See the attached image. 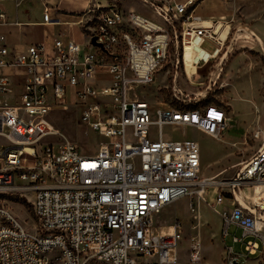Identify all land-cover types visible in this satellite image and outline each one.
Instances as JSON below:
<instances>
[{
  "label": "built area",
  "instance_id": "1",
  "mask_svg": "<svg viewBox=\"0 0 264 264\" xmlns=\"http://www.w3.org/2000/svg\"><path fill=\"white\" fill-rule=\"evenodd\" d=\"M195 3H152L155 16L117 0L98 4L90 9L92 18L82 20L85 43L59 36L51 49L30 44L11 51L0 34V67H17L24 76L19 100L11 103L7 96L17 74L0 73V193L31 196L36 218L31 231L0 203V264H176L182 227L178 218L164 224L162 215L184 198L209 203L223 221L224 236L235 225L244 238L253 237L244 245L248 255L264 249V194L253 206L237 196L241 189L264 185V131H254L259 147L236 176L213 185L202 177L199 143L168 137L163 126L193 127L220 139L228 113L214 104L154 109L130 95L156 81L173 46L177 67L186 40L199 39L201 47L210 37L219 43L216 51L222 46ZM5 18L0 4V20ZM78 102L85 104L82 123L107 140H99L94 154L66 138L56 146L41 143L47 135L61 136L51 113ZM211 186L218 192L213 201L206 197ZM225 200L231 207L221 210ZM244 238L235 236L234 242ZM232 251L226 247L227 264L242 257ZM190 257L201 258L196 237Z\"/></svg>",
  "mask_w": 264,
  "mask_h": 264
},
{
  "label": "rangeland",
  "instance_id": "2",
  "mask_svg": "<svg viewBox=\"0 0 264 264\" xmlns=\"http://www.w3.org/2000/svg\"><path fill=\"white\" fill-rule=\"evenodd\" d=\"M162 1L118 0L126 9L133 8L148 16H155L152 3L158 5ZM227 1L233 14L231 16L235 18V27H231L233 28V33L228 41V45L235 43V52H238L237 48H241L253 58V61L258 62V64L251 66L250 69L251 72H257V75L256 73H247L242 80L238 81L239 86L242 87L240 90H242L244 94L243 98L245 99L244 101L237 102L239 113L228 112L229 121L222 136L219 137L220 139L214 138L193 127L171 124L163 126V132L168 137L174 139L191 138L199 143L202 158V177L213 176L216 181H228L236 176L242 163L248 160L259 147V140L253 136L254 131L257 129L264 131V55L258 50L256 46L258 44H255L257 40L250 31L251 29H255L253 27L256 23L264 27V0ZM225 23L226 25L229 24V22ZM242 24L251 36H236V25ZM256 32L259 34L257 30ZM201 47L212 54L219 47V43L210 37H206ZM180 52V55H182V46ZM176 58L177 50L173 46L170 58L157 75L156 81L144 88H136L130 92V95L133 96L136 93L138 97L148 101L154 109L163 105H171L179 109H191L208 104L222 106L220 99L215 98L214 95L232 94L239 88L233 80L227 82L219 81L217 85H214V83L211 85L210 78L205 76L209 75V69L212 64L208 65L209 63H207L205 65V61H201L195 68V74L189 76L183 57H180L178 67L176 66ZM216 69L215 64L212 71ZM175 74L176 80H174ZM12 79L16 85L14 92L8 94L7 100L15 103L19 100L18 94L21 91L24 76L18 74ZM253 85H257L260 96L259 102L256 101L258 104H252ZM210 86L217 91L212 92L209 89ZM176 96H179L181 99ZM203 100H207L208 103L201 104L200 102ZM84 106L85 104L78 102L76 105L69 104L67 108L53 111L49 120L55 128L59 129L61 136L58 137L54 134L47 135L42 139L41 143L52 142L56 146L60 143L61 138H66L75 142L82 152L94 154L98 149L99 140L105 141L107 139L99 137L88 130L82 123L80 114ZM243 111L252 112L249 117H244L242 115ZM151 130L155 133L157 126L152 125ZM217 193L216 188L211 186L206 194L207 200L213 201ZM260 194H264L263 186L260 188L251 186L244 189L242 196L248 205L253 206V200L257 199ZM30 197L27 196L23 200L22 197L16 194L0 193V203L9 207L20 220H26L28 229L34 231L32 226H34L36 218L33 214ZM231 204L230 200H225L222 204L218 205V208L221 210L230 208ZM175 218L179 219L182 227V239L178 245V262L176 264H227L225 258L226 250L223 251L225 246L232 247L233 255L242 254L243 257L239 260L240 264H244L243 261L246 260L249 262L248 264H252L256 258L264 257V249L255 256L248 255L244 251L245 243L247 240L253 239V237L244 238V230L242 228L232 225L228 234L224 236L223 221L220 215L213 211L209 203L203 201L198 203L194 198L181 199L175 204L168 206L162 215V221L167 225L172 223ZM235 236L244 239L240 242H234ZM194 237L201 242V258L197 262L192 261L190 257L191 244ZM256 264H264V260H260Z\"/></svg>",
  "mask_w": 264,
  "mask_h": 264
},
{
  "label": "crops",
  "instance_id": "3",
  "mask_svg": "<svg viewBox=\"0 0 264 264\" xmlns=\"http://www.w3.org/2000/svg\"><path fill=\"white\" fill-rule=\"evenodd\" d=\"M113 1L115 0H0V4L6 10V18L0 20V22L5 23L0 24V34H4L7 37L8 46L11 51L15 50L17 52L23 50L30 44H44L47 49H51L54 39L59 36H62L64 39H74L77 42L85 43L87 36L82 20H88L91 17L92 13L90 9L93 6L98 4L106 6ZM174 1L185 2L186 0ZM195 4L197 5L196 12L203 16L208 26L212 27L218 39H220V35L217 27L219 28L221 25V29L219 30L222 32L227 26L225 22H229L228 26L230 27L228 36L226 40H221L222 46L218 51L211 54L202 47L200 48L205 53H208L209 56L212 55V57L204 63L205 65L207 63H209L208 65L212 64L209 69V75L205 76L210 78L211 85H213L212 83L217 85L219 81L227 82L229 80H233L237 83L239 88L232 94H217L214 95V97L220 99L222 102L221 107L227 113H239L237 102L244 101L245 99L243 98L244 94L242 90H240L242 87L239 86L238 81L242 80L247 73H256L257 75V72H251L250 69L251 66L258 64V62L253 61V58L241 48H237L238 52H235V43L228 45V41L233 33V28L231 27H235V18L231 16L233 14L231 13L227 0H196ZM46 8L49 10L48 21L44 20ZM253 28L255 29H251L250 31L251 34H255L257 37V42L254 40L256 42L255 44H258L256 45L258 50L264 55V27L256 23ZM235 34L236 36L243 35V37L251 36L248 30L244 28L243 24L236 25ZM215 64L217 69L212 71ZM0 73L18 75L22 73V70L14 66L0 67ZM253 87L252 104H258L256 101L259 102L260 96L257 85H253ZM209 89H211L212 92L217 91L212 89L211 86ZM251 112L252 111H243L242 115L244 117H249ZM261 185L264 187L263 184ZM244 189L240 191L239 199L247 204L242 196ZM226 247L228 246H225L223 251L226 250ZM260 260H264V257L256 258L252 264H256ZM243 262L244 264L249 263L247 260Z\"/></svg>",
  "mask_w": 264,
  "mask_h": 264
},
{
  "label": "bare ground",
  "instance_id": "4",
  "mask_svg": "<svg viewBox=\"0 0 264 264\" xmlns=\"http://www.w3.org/2000/svg\"><path fill=\"white\" fill-rule=\"evenodd\" d=\"M218 33L220 35V40H226L228 33H229V26L227 25L222 32H220L219 29H221V25L219 26ZM255 39L257 40V37L255 34H252ZM188 43V44H187ZM211 55L209 56L208 53H205L199 46V39H193V40H186L184 44V51H183V60L185 63V67L187 70V73L189 76H193L195 74V68L200 64L201 61H208ZM244 162L242 163V165ZM211 180V184L217 185L219 184L218 181L214 177H209ZM255 186V185H254ZM261 184H256L257 188H260ZM242 190V189H241ZM240 190V191H241ZM238 198L240 197V193L237 192Z\"/></svg>",
  "mask_w": 264,
  "mask_h": 264
},
{
  "label": "trees",
  "instance_id": "5",
  "mask_svg": "<svg viewBox=\"0 0 264 264\" xmlns=\"http://www.w3.org/2000/svg\"><path fill=\"white\" fill-rule=\"evenodd\" d=\"M201 104H207L208 101L207 100H203L202 102H200Z\"/></svg>",
  "mask_w": 264,
  "mask_h": 264
},
{
  "label": "water",
  "instance_id": "6",
  "mask_svg": "<svg viewBox=\"0 0 264 264\" xmlns=\"http://www.w3.org/2000/svg\"><path fill=\"white\" fill-rule=\"evenodd\" d=\"M95 40H93V42H94ZM235 264H240L239 262H236Z\"/></svg>",
  "mask_w": 264,
  "mask_h": 264
}]
</instances>
